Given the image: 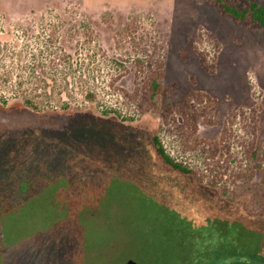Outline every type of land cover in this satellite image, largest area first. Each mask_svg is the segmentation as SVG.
Returning a JSON list of instances; mask_svg holds the SVG:
<instances>
[{
  "label": "rangeland",
  "instance_id": "rangeland-1",
  "mask_svg": "<svg viewBox=\"0 0 264 264\" xmlns=\"http://www.w3.org/2000/svg\"><path fill=\"white\" fill-rule=\"evenodd\" d=\"M25 65L67 74L76 100L33 111L0 86V264H205L210 242L264 252V26L216 0H0V74ZM154 135L189 169L176 181L206 229L125 194L131 139L168 169Z\"/></svg>",
  "mask_w": 264,
  "mask_h": 264
},
{
  "label": "flooded vegetation",
  "instance_id": "flooded-vegetation-1",
  "mask_svg": "<svg viewBox=\"0 0 264 264\" xmlns=\"http://www.w3.org/2000/svg\"><path fill=\"white\" fill-rule=\"evenodd\" d=\"M127 145L129 147L128 156L124 157L125 165L122 167L125 194L130 196L132 193L134 200L139 204L150 201L156 207L163 206L164 213L161 216H164V220L178 221L180 224L190 223L192 226V213L194 211L192 184H188L186 181V183L176 181L183 179V176L190 171L185 172L170 165H168L167 170H163L152 164V159L146 154L144 147L136 148L135 141L132 139L127 142ZM155 152L157 153L156 150ZM157 155L161 158L158 153ZM190 216L191 218H189ZM210 232L212 231L207 229V233ZM243 248L245 250L241 251L232 244L224 243L217 247L218 254L216 256L206 258L205 264H264V252L262 253L252 247L243 246ZM94 258L97 260L100 257L95 255ZM130 260L128 258L126 263ZM133 264L137 263L134 262Z\"/></svg>",
  "mask_w": 264,
  "mask_h": 264
},
{
  "label": "trees",
  "instance_id": "trees-1",
  "mask_svg": "<svg viewBox=\"0 0 264 264\" xmlns=\"http://www.w3.org/2000/svg\"><path fill=\"white\" fill-rule=\"evenodd\" d=\"M216 2L221 6V9L224 13L231 16L234 20L237 21H245L246 19H250L260 26H264V5H259L257 2H250L247 6L237 7L235 5H232L228 3L226 0H216ZM72 64V63H71ZM28 66V67H27ZM25 68H29V72L27 76L18 75L17 78L13 79L11 77V74L8 70H5L1 72L0 74V86H3L2 91H7L8 93L12 94L13 97H19L20 103L22 106L31 109L33 111H41L44 108H51L53 106H58L61 110H68L72 103L74 102L73 99L76 95V93H73V89H70V79L68 78V75L65 74L63 77L59 78L56 76L55 73L57 71L52 72L49 74V76H43V75H35L34 71L30 70L29 65H25ZM34 69V68H33ZM34 77V79L32 78ZM80 80H83V84L81 85L80 94L82 96L83 101H93L96 97V93L93 87L87 86L88 78H80ZM36 84V88L31 89L26 86L28 83ZM51 86V88H50ZM157 83H153V89L155 90L157 87ZM64 95V97H63ZM1 99V98H0ZM2 104H6V100L3 98L1 99ZM57 103L55 105V103ZM110 110H104L103 114L107 115L110 113ZM111 112H114L111 110ZM124 117H122L123 119ZM126 119V118H125ZM123 119V120H125ZM70 126L66 127L64 130V134L70 133L69 131ZM32 132L31 134L34 135H42V132L38 129L35 130H24V132ZM88 132V131H87ZM80 133L83 135L85 132L84 129L80 131ZM98 133V137L107 143V140L109 139L108 136L103 131H96V134ZM111 142L117 144V141L114 139H109ZM152 142L154 149L157 151V153L161 156L163 162L167 165L177 167L181 169L182 171L189 172V169L184 166L180 162H176L173 160L172 157L166 152L164 149L160 139L154 135L152 137ZM107 148H109L107 146ZM114 148V147H113ZM110 158V162L114 163V167H117L119 164L116 163V161H120L121 164H123V160L119 159L117 156L112 154ZM117 164V165H116ZM120 166V165H119ZM190 223H186V226H188ZM193 229H204L205 227L198 226L195 224H192ZM189 229V227H188ZM206 229V228H205ZM211 243V244H210ZM204 243L202 248V254L205 257H211L216 256L218 254L217 247H213L212 243ZM209 245H212L213 249L209 251ZM204 258V257H203Z\"/></svg>",
  "mask_w": 264,
  "mask_h": 264
}]
</instances>
